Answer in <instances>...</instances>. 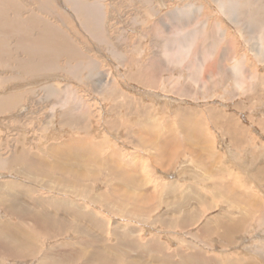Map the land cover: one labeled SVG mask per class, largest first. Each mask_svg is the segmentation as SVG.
<instances>
[{
	"label": "rangeland",
	"instance_id": "obj_1",
	"mask_svg": "<svg viewBox=\"0 0 264 264\" xmlns=\"http://www.w3.org/2000/svg\"><path fill=\"white\" fill-rule=\"evenodd\" d=\"M77 1L99 31L68 0H0V101L14 102L0 110V264H190L201 248L215 264L264 259V61L251 34L215 0ZM178 31L196 38L190 63L167 69ZM238 60L248 97L233 94ZM226 223L242 232L232 241Z\"/></svg>",
	"mask_w": 264,
	"mask_h": 264
},
{
	"label": "bare ground",
	"instance_id": "obj_2",
	"mask_svg": "<svg viewBox=\"0 0 264 264\" xmlns=\"http://www.w3.org/2000/svg\"><path fill=\"white\" fill-rule=\"evenodd\" d=\"M2 1L4 3H9V0H2ZM68 3L69 4L70 3L71 4L73 3V9H74V11L76 13H79V14L82 13L84 15V19L86 20L85 23H87V25L85 24V27L88 26V28H93V31H97V30L99 31L97 23H95V22H93L91 20V19L94 18L93 16H95V14H96L95 11H94V8H92V7L91 8H83L84 5L82 3L79 4V2L77 0H68ZM214 4H216V6L218 7V9L221 10V13H223L224 16L228 20H230L236 26V28L238 29V31L239 32L241 31V34L245 30H247V33H248L247 35H250L251 34L250 35L251 38L249 37L251 39V42L249 41V39H247L248 40L247 42L252 44V47H251L250 50L254 51V54L256 55V57H258V59H260V61L263 62L264 61V20H261L260 19L261 18L260 15L257 16V13L260 14L261 12L262 13L264 12V1L263 0H238V1L237 0H234V1H232V0H215ZM81 7L83 9H81ZM199 9L200 8H198V10ZM83 10H84V12H83ZM85 13H86V16H85ZM179 15H181V12H179L177 14V16H179ZM92 22H93V25L91 24ZM203 25H204V23H203ZM204 27L205 26H203V28ZM93 31H91V32H93ZM222 31L226 34V30H222ZM222 31L220 29V33ZM57 32L58 31H56L55 33H57ZM50 34H52V32H50L49 30H48L47 33L45 32V35H44L45 37L42 38V41L39 43V45L42 48L41 50H45L46 51L45 53H49L50 52L49 48H47V47L51 46V39L52 38L49 37ZM51 36H53V35H51ZM177 38L178 39H181L182 42L180 40L178 42L177 41ZM24 41H25V39H24ZM195 41H196V38H195V36L193 34H191V35L187 34V36H186L182 31H178V33L175 34L174 40L171 39V40L164 41V44H163L164 46L162 48V53H163L162 54V58H163V56L165 57V59H163V60H165V62H163V67H165V68L167 67V69H169V67H172V66L181 67V66H184V65L189 64L190 63L189 58L191 57V51H192V48L194 46V42ZM21 46H22V44H21ZM212 47H215V46H212ZM25 48H27V47H25ZM45 48H47V49H45ZM224 51H226V50H224ZM219 52H223V51H219ZM227 55H229V53ZM224 56L225 55L223 54V56H222L223 57L222 58L223 61H224ZM48 58H49V55H48ZM211 58H212L211 55H208L207 54L205 56V53H204V54H202L201 57H199V61H198L197 65L195 63L194 66H192V68H193V71H191L192 74H193L192 78H193V82H195L196 84H199L200 83V77L199 76L203 72L202 70H203L204 66L206 65V62L208 60L210 61ZM41 59H43L42 62H47V57L45 55H42L41 56ZM52 63H53V61H52ZM234 63H235V61H234ZM40 64H42V63H40ZM43 65H45V66H43L44 68L47 66V64H45V63ZM48 67H49V65H48ZM222 68H220V71H223ZM41 69H39V70H41ZM158 70H159V68L156 66L155 69H152V71H153L152 73H154L156 75V71L158 73ZM225 71H226V69H225ZM230 73H231V77L235 79V82H234L235 83V85H234L235 86V90L233 92V94H235L234 96L236 98H238V97H240L242 95H245L246 97H248L247 95L250 92H248V91H245L244 92V90H245L244 89V87H245V81H244L245 76H244V70H243L241 61L238 60L237 63H235V66L230 69ZM247 78L249 79V82L251 83V84L249 83L250 85L248 84V86H250L252 88V86L254 85L253 84V82H254L253 79H255V76H252V75L249 74V76ZM155 79H156V77H155ZM150 83H151V81H150ZM223 83H224V81L222 82V84ZM217 84L219 85V88L220 89L221 88H223V89L226 88V85H222L219 82ZM215 86H217V85H215ZM109 87H110V84H107V85L102 86L101 89H102V91H105L107 88L109 89ZM204 89H206V86H204ZM247 92H248V94H247ZM13 103L14 102L12 100L0 101V110H3V111L6 110V109L9 110L10 107H11V104H13ZM3 165H5V164L4 163H1V161H0V167L3 166ZM18 209H19V207H18ZM31 215H32V217L35 216L34 213H32ZM34 221H35V219H34ZM33 223H34L35 226H34V228L31 229V233H32V231L34 232V229L35 228H39L38 227L39 225L36 227V225H37L36 222H33ZM262 225L264 226V218H263L262 223H261V226ZM221 228L224 230V232H223L224 236H222L221 238H223V239H225L227 241L228 240L232 241V235L234 236V235H237V234H241L242 233V232H239V228L240 227L238 228V225L237 226L234 225V226H230L229 227L228 224L226 223V226H224V224H223V226H221ZM207 229L211 231L210 234H212V235H216V234L218 236L220 235V233H219L220 230L219 229H218L219 232L214 231L213 229H210V227H208ZM228 230H230V232H228ZM26 233H27V230H26V232H24V235H22V239L27 238L28 240H31L32 239V237H30L31 233L29 235H26ZM32 236H33V233H32ZM9 239H10L11 242H13V239L11 237ZM7 241H9V240H7ZM21 242L23 243V241H21ZM12 245H14V243H12ZM15 245H16V247L18 249L20 248V245H18V243L15 244ZM190 245L192 246V244H190ZM230 245L233 246V243H230ZM154 246H156L157 249H159V247H160L157 244H154ZM206 247L207 248H210V249L212 248L211 246H208L207 244H206ZM195 248H198V247L195 246ZM159 250H161V249H159ZM205 250H208V249L201 248L200 250L198 249V251L195 252V253L192 252L193 254L192 253L191 254H188L187 256L189 257V259H188L189 261L187 263H190V264H215V262L213 260L209 259V257H208V251H205ZM158 252L160 254L161 253L162 254H165V252H160V251H158ZM97 257L100 258V252L97 253ZM212 257H213V255H212ZM166 258H168V257H162V260H163L161 262L162 264H169V263H171L170 260L169 261H165ZM247 258H249V257H247ZM225 261H226V259L223 258L221 260L222 263H220V264H263L264 263V259L262 258V256H259L258 258H253V259L247 260V261H244L243 260L241 262H236L235 260L234 261L231 260L229 262L228 261L225 262ZM144 264H149V263L147 262V263H144Z\"/></svg>",
	"mask_w": 264,
	"mask_h": 264
},
{
	"label": "crops",
	"instance_id": "obj_3",
	"mask_svg": "<svg viewBox=\"0 0 264 264\" xmlns=\"http://www.w3.org/2000/svg\"><path fill=\"white\" fill-rule=\"evenodd\" d=\"M51 58V57H50Z\"/></svg>",
	"mask_w": 264,
	"mask_h": 264
}]
</instances>
